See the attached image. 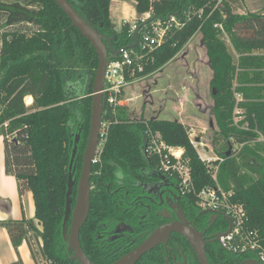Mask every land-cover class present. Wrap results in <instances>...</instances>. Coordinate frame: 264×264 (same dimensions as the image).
Listing matches in <instances>:
<instances>
[{
	"label": "trees",
	"instance_id": "1",
	"mask_svg": "<svg viewBox=\"0 0 264 264\" xmlns=\"http://www.w3.org/2000/svg\"><path fill=\"white\" fill-rule=\"evenodd\" d=\"M111 1L66 0L118 50L133 43V31L128 22L116 28L109 16ZM116 1L133 2L138 18L149 14L148 18L153 19L142 26L139 39L157 23L163 27L170 25L168 18L178 25L171 23L159 48L140 51L138 45L133 49L144 56L138 61L142 65V71L136 73L139 78L160 71L196 33L200 35L212 73L209 88L217 130L214 148L220 141L225 144L223 151L215 149L222 162L213 165H219L217 176L223 171L232 180L231 187L221 189L233 192L229 197L231 204L243 206L246 215L243 230L257 234L260 250L264 251V143L257 141L259 137L264 139V56L259 54L264 52V17L236 15L223 0ZM141 25L137 20L135 26ZM242 30L244 35H240ZM0 33V132L4 136V168L16 178L20 196L23 190L31 192L36 221L8 219L0 222V228L7 231L16 254L23 242L32 249V243L37 241L40 257L49 264H76L69 259L61 236L68 165L74 138L79 135L73 164L76 182L89 134L91 89L99 60L90 42L72 26L53 0H0ZM224 37L238 55L236 63ZM108 57L118 58L112 54ZM234 82L235 92L241 93L245 100L240 106L244 109L242 122L247 123V131L232 125ZM26 98L33 100L31 105H25ZM107 119L108 137L98 162L92 164L90 183L97 188L90 196V211L79 232L81 249L94 264H103L94 255L92 236L110 204L104 189L110 173L117 167L133 174L156 166V160L145 155L147 131L159 133L169 146L184 149L195 193L217 186L188 141L189 128L156 117L132 119L123 108L114 113L109 110L102 118ZM230 145L234 151L227 157ZM241 145L234 156L236 147ZM242 169L245 172L241 173ZM172 179L179 183L175 177ZM75 196L76 185L71 196L72 207ZM185 196L194 212L200 213L194 194Z\"/></svg>",
	"mask_w": 264,
	"mask_h": 264
},
{
	"label": "flooded vegetation",
	"instance_id": "2",
	"mask_svg": "<svg viewBox=\"0 0 264 264\" xmlns=\"http://www.w3.org/2000/svg\"><path fill=\"white\" fill-rule=\"evenodd\" d=\"M90 180L91 196L97 185ZM104 187L110 204L92 236L94 255L103 264H112L143 244L155 231L174 224H186L196 230L203 243L206 264H261L254 251L219 245L225 225L228 229V218L194 212L179 183L159 174L156 166L133 174L117 167ZM135 264H202V261L185 236L170 231Z\"/></svg>",
	"mask_w": 264,
	"mask_h": 264
},
{
	"label": "built area",
	"instance_id": "3",
	"mask_svg": "<svg viewBox=\"0 0 264 264\" xmlns=\"http://www.w3.org/2000/svg\"><path fill=\"white\" fill-rule=\"evenodd\" d=\"M169 24L175 23L173 18H168ZM170 25L163 27L162 24L153 25L149 31H145L140 37L139 47L140 51L145 48L152 50L153 48H159L164 42V35L170 28ZM178 25L175 23V27ZM136 28L132 26V31ZM117 59L109 60V63L105 69L104 75V88L101 93L105 96L104 115H108V111L116 112L118 108H124L127 105L128 99H121L123 97V91L126 87L132 85L135 82L141 81L143 78L137 77L136 73L142 71V65L138 63L143 57L138 53H135L133 49L120 50ZM245 100L241 93L234 90V110L232 115V125L240 130L247 131L248 125L242 122L244 118V109L240 104ZM106 109V111H105ZM102 116V118H103ZM6 126V123H4ZM109 120H102L99 127V138L96 146L95 157L92 160V164L98 162L99 157L103 151V146L106 143L108 137ZM188 141L190 145L196 150L198 159L204 163L209 172H211L212 180L215 181V175L218 172V166L213 164L216 162L221 163L222 159L212 158L207 155L206 152H200V149H204V145L200 139H197L191 130L188 132ZM258 142L264 143V139L259 137ZM242 148L236 147V153ZM145 155L153 157L156 160V170L159 174L165 175L169 178L175 177L179 181V185L184 194L192 192L197 199V207L199 210H209L217 213H221L230 220V230L220 237L219 245L225 247L228 246L231 249L246 248L250 251H254L258 255V259L261 264H264V251L260 250L257 234L244 231L243 221L245 218V211L242 205H234L229 202V197L233 196V192H224L221 187L215 189L204 188L199 193H195L192 181H190V168L187 160L184 158V149L176 148L167 145L162 141L159 133H153L152 131L146 132L145 143ZM226 232V231H225Z\"/></svg>",
	"mask_w": 264,
	"mask_h": 264
},
{
	"label": "rangeland",
	"instance_id": "4",
	"mask_svg": "<svg viewBox=\"0 0 264 264\" xmlns=\"http://www.w3.org/2000/svg\"><path fill=\"white\" fill-rule=\"evenodd\" d=\"M260 3L263 4L264 0H260ZM115 13L113 11L111 15L114 16ZM124 22L119 26H122ZM223 39L227 44L229 54H231L236 63V54L232 52L228 40L225 37ZM1 44L0 33V48ZM199 46L200 43L196 42L194 46H189L185 50L182 49L183 51H181L185 53L183 57H179L177 61L166 64L160 71L152 73L141 81L126 87L121 99L129 100L123 109L132 115V119L143 118L145 120L156 117L161 121L176 122L180 119L178 118L179 106L182 107L180 103L185 101L182 108L184 110L185 124L187 125L185 126L190 128L194 136L200 139L204 145V149L201 148L199 153L204 151L208 156L218 159L220 157L216 155L215 149L221 152L224 150L225 144L220 141L219 145L214 148L217 130L212 114V98L209 88L212 73L209 70L210 68H208V58L205 55L202 42V49ZM235 87H237V84L234 82L233 91ZM198 88L199 90L197 91ZM26 100L27 98L24 103L27 106ZM197 104L198 107L196 106ZM232 151H234L233 147ZM234 156H236V152ZM240 172L243 173L245 171L242 169ZM215 180L217 187L224 189L225 186H232V180L227 178L223 171L218 176L217 174L215 175ZM32 245L34 249L39 248L37 241L33 242Z\"/></svg>",
	"mask_w": 264,
	"mask_h": 264
},
{
	"label": "water",
	"instance_id": "5",
	"mask_svg": "<svg viewBox=\"0 0 264 264\" xmlns=\"http://www.w3.org/2000/svg\"><path fill=\"white\" fill-rule=\"evenodd\" d=\"M56 5L63 11L68 20L72 22V26L75 27L81 36L88 40L91 46L94 48L96 56L99 60L97 69L95 71V78L92 84L91 89V117L89 123V134L87 137V141L85 144V149L82 154L81 161V171L79 174V178L77 180V189L75 196V204L72 207V192L75 186L73 174L75 171L74 160H76L77 148L76 145L79 141V135H76L73 141V151L71 154V158L69 161V173L67 178V191L65 195V209L63 213L62 219V229L61 236L64 242L66 243V251L70 256V260L75 262L76 264H94L92 263L88 257L83 253L80 246V238L79 232L84 223L86 222L89 209H90V176L92 171V160L95 157L96 146L99 138V127L102 122V116L104 113L105 106V96L103 95L102 90L104 88V80H105V69L109 63V54L114 56H118L120 50L124 49H135L139 44L138 33L142 26L147 25L153 19L147 18L142 21V25L138 26L134 29L132 33L133 43L126 46L125 48H121L118 50H114L111 44L110 39L106 36L100 35L88 22H85L77 13V11L72 7L71 4H68L66 0H53ZM232 150V146H229V149L225 156L229 157ZM209 212L212 217L219 216L221 213L204 210L201 213ZM222 215V214H221ZM228 229L226 232H223L220 237L226 235V233L230 230V220L228 218ZM170 231L177 232L187 238V240L192 245L194 251L201 258L202 264H206L205 253L203 249V243L201 241L200 235L196 232L195 229L189 227L186 224H174L167 225L164 228H161L151 235H149L148 239L138 246L136 249L131 251L124 257L116 260L112 264H135L141 256H143L148 250H150L154 245L161 239L166 236ZM220 239V238H219ZM96 264V263H95Z\"/></svg>",
	"mask_w": 264,
	"mask_h": 264
},
{
	"label": "crops",
	"instance_id": "6",
	"mask_svg": "<svg viewBox=\"0 0 264 264\" xmlns=\"http://www.w3.org/2000/svg\"><path fill=\"white\" fill-rule=\"evenodd\" d=\"M223 3L232 8L233 13L236 15L248 16L250 14H257L264 17V3H260V0H223ZM134 5L135 4L133 2H120L116 0H112L110 2L109 16L117 29L120 28L119 25L124 21L132 24L133 26L136 24L137 20L142 22L149 17V14H143L140 18H138ZM113 11L116 12L114 16L111 15ZM240 35H244V30H242ZM196 42L200 43L199 47L202 49L201 37L198 33H196V35H194L193 38L184 46L183 50L189 46H194ZM182 51L179 52L178 56L169 63L177 61L179 57H183V54L185 53ZM232 52L234 51L232 50ZM259 54L264 56V52H260ZM236 56L238 57L237 54ZM198 90L199 88L197 91ZM28 99L31 98H27L26 100V103L30 105L31 103H29L30 101H28ZM181 104L182 107L179 106L180 110L178 118L180 119L178 122L185 126L186 122L184 110L182 109L185 101H181L180 105ZM196 106L198 107V104ZM4 159V136L2 132H0V222L8 219L15 221L25 219L36 223L34 220L35 207L32 194L29 190H23V193L20 196L16 178L6 173V169L4 168ZM18 260H20L21 264H49L42 257H40L38 248L34 249L32 245V249H30L27 242L22 243L16 254L11 241L9 240L7 231L0 228V264H14Z\"/></svg>",
	"mask_w": 264,
	"mask_h": 264
},
{
	"label": "bare ground",
	"instance_id": "7",
	"mask_svg": "<svg viewBox=\"0 0 264 264\" xmlns=\"http://www.w3.org/2000/svg\"><path fill=\"white\" fill-rule=\"evenodd\" d=\"M28 101H30L29 103H32V99H28Z\"/></svg>",
	"mask_w": 264,
	"mask_h": 264
}]
</instances>
